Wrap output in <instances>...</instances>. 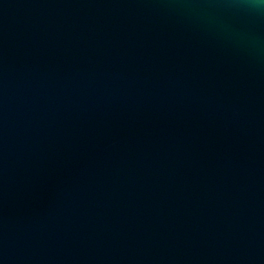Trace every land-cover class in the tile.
<instances>
[{
  "label": "water",
  "instance_id": "obj_1",
  "mask_svg": "<svg viewBox=\"0 0 264 264\" xmlns=\"http://www.w3.org/2000/svg\"><path fill=\"white\" fill-rule=\"evenodd\" d=\"M0 264H264V3L0 0Z\"/></svg>",
  "mask_w": 264,
  "mask_h": 264
},
{
  "label": "clouds",
  "instance_id": "obj_2",
  "mask_svg": "<svg viewBox=\"0 0 264 264\" xmlns=\"http://www.w3.org/2000/svg\"><path fill=\"white\" fill-rule=\"evenodd\" d=\"M262 3H264V0H261Z\"/></svg>",
  "mask_w": 264,
  "mask_h": 264
}]
</instances>
